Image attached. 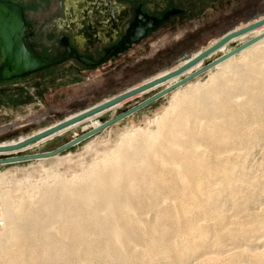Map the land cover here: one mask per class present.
Instances as JSON below:
<instances>
[{
  "label": "bare ground",
  "instance_id": "6f19581e",
  "mask_svg": "<svg viewBox=\"0 0 264 264\" xmlns=\"http://www.w3.org/2000/svg\"><path fill=\"white\" fill-rule=\"evenodd\" d=\"M253 30L251 59L176 94L155 131L129 130L80 175L33 187V208L17 213L4 193L0 264H264V23ZM32 137L0 143V155Z\"/></svg>",
  "mask_w": 264,
  "mask_h": 264
},
{
  "label": "flooded vegetation",
  "instance_id": "af4514ba",
  "mask_svg": "<svg viewBox=\"0 0 264 264\" xmlns=\"http://www.w3.org/2000/svg\"><path fill=\"white\" fill-rule=\"evenodd\" d=\"M5 1L21 8L29 25L25 42L50 61L27 74L7 77L0 49V131L116 88L185 52L206 30L264 0ZM67 80L77 93L54 85ZM48 84L55 86L49 87L50 99L40 91ZM78 114L63 115L62 120ZM37 123L7 130L0 140Z\"/></svg>",
  "mask_w": 264,
  "mask_h": 264
},
{
  "label": "rangeland",
  "instance_id": "374dc122",
  "mask_svg": "<svg viewBox=\"0 0 264 264\" xmlns=\"http://www.w3.org/2000/svg\"><path fill=\"white\" fill-rule=\"evenodd\" d=\"M262 18H264V1L251 6L249 11L239 14L234 18L225 21L221 25L213 27L209 31L206 30L198 37L190 49L185 52L182 50L183 53L178 52L180 55H175L161 65H156L147 71L138 73L137 75L135 74L129 79L122 81L119 86H116V88L114 85V87H109L106 92L92 95L93 97H89L80 105L66 106L65 108L53 111L51 115L18 123L0 131V134H2L7 130L17 129L19 126L32 125L33 123L38 122L37 125L29 128V130L27 129V132L16 133L6 140H0V143H18L22 138L32 137L40 130L55 125L56 121L62 120L64 117L78 112L82 113L89 111L91 109L95 110L108 101L155 79L158 74L160 75L164 72L175 69L176 67L180 68L182 62L190 59L191 56L193 57L195 54L197 55L200 51L205 50L221 39L224 34L226 35L228 32L242 29L246 25L252 24ZM254 31L255 30L231 39L223 45V49L220 47L179 75L163 80L162 82L123 101H117L118 103L114 102L112 104H106L96 111L79 118L80 121L78 122L80 123L77 125V128H70L62 133L58 132L67 128L68 125L67 127H62L56 130L55 132L57 135L52 138L40 141L41 138L39 137L38 139L23 143L18 147L12 149L8 148V150L6 149L7 151L3 150L8 153L0 155V200L2 199L3 194L8 192L6 196V198H8L7 203L16 212L20 209V205L24 203L26 204V202L29 207L33 208L36 206L38 200V193L32 191L33 187L42 186L41 184L45 182L50 183L55 181V177L63 182L71 180L75 175H80L83 170H87L95 160H98L101 155H104L106 150L113 149L121 134L123 135L129 130L139 128L144 131H155V122L160 119L165 111H167L168 107L171 106L172 99L176 94H183L192 88L198 89L208 85L212 79L227 71V68H225V71L223 72V70L217 66L219 63L230 61V63L235 64L237 67H242L246 58L251 59V53L253 52L251 49L252 44L245 49L238 51L234 55H227L225 59L216 65L203 70L199 74L165 92L159 97L146 103L144 102L176 81H179L189 74L197 72L245 42L254 39L258 35ZM260 40L261 38L256 40L253 44ZM67 81L68 82H64L63 84L61 82H56L54 85H60L59 89H66L68 92L76 91L75 93H77V90H74L73 87H69L71 82H69V80ZM52 86L48 84L47 87H42V89H40L44 94V98L50 99L49 95L52 93H49V87ZM54 87L55 86L52 88ZM76 103L77 102H75V105ZM69 108L71 109L69 110ZM90 119H93L92 122L95 121L99 124V127L93 132H91V130L88 131L89 129H83L84 127L91 125ZM74 133L80 135L76 138L77 140L72 142L70 139ZM32 138H29V140ZM47 178L50 179L46 181ZM2 205V201H0V213L2 212ZM18 216H20V213ZM147 264L152 263L148 262ZM165 264L173 263L167 262Z\"/></svg>",
  "mask_w": 264,
  "mask_h": 264
},
{
  "label": "water",
  "instance_id": "95a60500",
  "mask_svg": "<svg viewBox=\"0 0 264 264\" xmlns=\"http://www.w3.org/2000/svg\"><path fill=\"white\" fill-rule=\"evenodd\" d=\"M264 23V18L257 20L253 22L252 24L246 25L242 29H239L235 32H228L229 34L223 35L221 39H219L217 42L209 46L203 51H200L196 56L191 58L186 64L181 66L180 68L172 71L171 73L165 75L164 77H161L159 79H153L151 81H148L147 83H144L140 85V87L135 88L133 90L128 91L127 93L118 96L115 99H112L108 101L106 104H112L114 102H117L125 97H127L130 94H134L136 92L143 91L147 88H150L151 86H154L163 80H166L174 75H179L182 72H184L187 68L194 65L195 62L198 60H202L207 55L211 54L212 52L216 51L220 48L223 44L227 43L231 40L233 37H237L241 35L242 33L246 31H251L255 27L261 25ZM29 29V25L25 22L23 18V14L21 11V8L9 1L0 0V49L1 53L5 62L3 73L5 76H15V75H24L27 74L37 68L42 67L43 65L47 64L50 60L45 56L38 55L31 47L30 44L25 42V38L27 36V30ZM143 28L140 31V34L142 33ZM139 34V35H140ZM138 36V35H137ZM261 35L255 37L254 39L245 42L244 44L240 45L239 47L235 48L234 50L227 53L225 56L220 57L219 59L211 62L204 68L198 70L195 73L189 74L186 77L180 79L179 81H176L172 85L168 86L163 91L159 92L158 94L151 97L149 100L145 101L144 103L151 101L160 95L164 94L165 92L171 90L172 88L182 84L183 82L189 80L193 76L199 74L205 69L210 68L213 65H216L227 55L235 54L244 47H247L249 44L253 43L254 41L258 40ZM192 57V56H191ZM143 103V104H144ZM104 105H101L103 107ZM41 135L35 136L29 141H25L20 143L19 145H16L15 147H18L22 145L23 143L30 142L32 140H35L39 138ZM73 142V141H72Z\"/></svg>",
  "mask_w": 264,
  "mask_h": 264
}]
</instances>
